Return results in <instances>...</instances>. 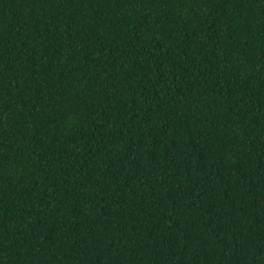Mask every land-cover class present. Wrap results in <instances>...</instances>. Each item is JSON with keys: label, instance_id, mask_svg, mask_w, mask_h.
Returning a JSON list of instances; mask_svg holds the SVG:
<instances>
[{"label": "trees", "instance_id": "trees-1", "mask_svg": "<svg viewBox=\"0 0 264 264\" xmlns=\"http://www.w3.org/2000/svg\"><path fill=\"white\" fill-rule=\"evenodd\" d=\"M0 264H264V0H0Z\"/></svg>", "mask_w": 264, "mask_h": 264}]
</instances>
